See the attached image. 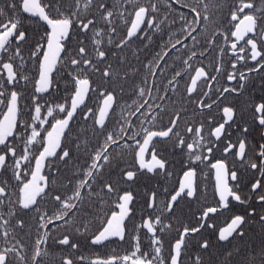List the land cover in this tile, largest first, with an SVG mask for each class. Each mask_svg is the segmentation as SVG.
<instances>
[{
  "label": "snow or ice",
  "instance_id": "obj_1",
  "mask_svg": "<svg viewBox=\"0 0 264 264\" xmlns=\"http://www.w3.org/2000/svg\"><path fill=\"white\" fill-rule=\"evenodd\" d=\"M0 264H264V0H0Z\"/></svg>",
  "mask_w": 264,
  "mask_h": 264
},
{
  "label": "flooded vegetation",
  "instance_id": "obj_2",
  "mask_svg": "<svg viewBox=\"0 0 264 264\" xmlns=\"http://www.w3.org/2000/svg\"><path fill=\"white\" fill-rule=\"evenodd\" d=\"M113 247H116V246L115 245H108L107 248L86 249L84 254L85 255H89L90 253L92 255L104 254L106 252H110Z\"/></svg>",
  "mask_w": 264,
  "mask_h": 264
}]
</instances>
